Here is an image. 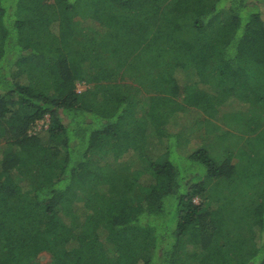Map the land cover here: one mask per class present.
<instances>
[{
    "label": "trees",
    "instance_id": "1",
    "mask_svg": "<svg viewBox=\"0 0 264 264\" xmlns=\"http://www.w3.org/2000/svg\"><path fill=\"white\" fill-rule=\"evenodd\" d=\"M256 70L264 0H0V264H264Z\"/></svg>",
    "mask_w": 264,
    "mask_h": 264
},
{
    "label": "rangeland",
    "instance_id": "2",
    "mask_svg": "<svg viewBox=\"0 0 264 264\" xmlns=\"http://www.w3.org/2000/svg\"><path fill=\"white\" fill-rule=\"evenodd\" d=\"M84 26H88V27H95V25L92 22H85L83 23ZM87 31V34L89 33V29L84 30ZM90 36L87 35L86 38H89ZM252 75L258 76V78H261V80L264 81V72L256 70L251 72ZM85 89L84 85H78V90L79 91H83ZM231 110H237L236 104L232 101L228 102L225 106L222 107L221 109V113L220 116L218 117L217 120H214V122H216L217 124H219V126L221 127L220 130H218L217 132H211V133H207L209 132V128L207 125H205V123H201L200 125H197L195 127H193V129L187 133L186 135L190 138V141H195L197 139H200L204 144H207L209 142H211L216 134H224L225 132H232V135L229 136L228 138H226V140L224 141H220V143L214 148V153L220 157H226L230 152L236 153L237 150L239 149L240 145H242V141H240L239 137L244 136V141H247V139L249 137H255L256 138V143H260V141L262 139H264V128L261 129L259 132H257L256 134H252L251 136L248 137V135H244L241 132L238 131V129H242L244 126H246L245 123V118L241 117V119L239 120L240 122L237 123V126L234 125H230L229 124H223V113H225V111H231ZM48 123H49V118H45V120L38 122L37 124H35L33 126V128L31 129L30 133L31 134H35V133H40L42 130L47 129L48 127ZM245 123V125H244ZM183 128V127H182ZM181 128V130H182ZM185 128V126H184ZM209 130V131H208ZM239 134H242L241 136H239ZM237 136H239L237 138ZM192 143H196V142H192ZM103 152L101 151L99 153V156L93 157L92 161L88 164L89 167H91L94 164H98L102 157H104L105 155H103ZM101 158V159H100ZM109 161H111V158L108 159ZM234 163L237 164L239 162V159L235 158L233 159ZM145 180V179H144ZM138 192H142V191H138ZM138 194V193H137ZM137 196L134 195L133 197H131V201L136 200ZM196 203L200 202V199L196 198ZM37 261H39L40 263L43 264H49L52 261V257L48 252H42L38 255L37 257Z\"/></svg>",
    "mask_w": 264,
    "mask_h": 264
}]
</instances>
